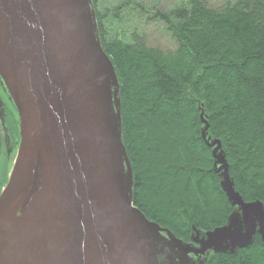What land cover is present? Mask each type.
<instances>
[{
  "label": "water",
  "instance_id": "water-1",
  "mask_svg": "<svg viewBox=\"0 0 264 264\" xmlns=\"http://www.w3.org/2000/svg\"><path fill=\"white\" fill-rule=\"evenodd\" d=\"M0 84L20 135L0 194V264H207L256 235L264 243V206L236 192L203 111L226 224L193 228L184 244L134 207L119 83L92 0H0Z\"/></svg>",
  "mask_w": 264,
  "mask_h": 264
},
{
  "label": "trees",
  "instance_id": "trees-1",
  "mask_svg": "<svg viewBox=\"0 0 264 264\" xmlns=\"http://www.w3.org/2000/svg\"><path fill=\"white\" fill-rule=\"evenodd\" d=\"M92 2L119 83L134 207L185 242L193 228L224 226L233 209L211 172L201 111L236 192L264 206V0H224L217 7L185 0L168 12L145 11L138 0H119L101 12L100 1ZM138 11L165 24L174 50L109 35L108 17L118 24ZM207 264H264V243L256 235L248 248L211 255Z\"/></svg>",
  "mask_w": 264,
  "mask_h": 264
},
{
  "label": "rangeland",
  "instance_id": "rangeland-1",
  "mask_svg": "<svg viewBox=\"0 0 264 264\" xmlns=\"http://www.w3.org/2000/svg\"><path fill=\"white\" fill-rule=\"evenodd\" d=\"M100 1V10H112L113 6L119 0H99ZM132 2L134 0H131ZM142 3V8L144 10L150 11L153 7L160 12H168L177 7H179L185 0H138ZM209 6L217 7L224 0H204ZM145 10V11H146ZM131 12L123 14L119 23L117 24L115 19H110L108 17L106 29L109 35L115 36L118 34H124L126 38L131 41H138L139 43L144 44L147 48L157 49L161 51H172L174 50V42L172 41L169 33L166 30L165 24L160 22L157 19H154L152 14L134 12L128 19L127 15H130ZM16 158V157H15ZM15 160V159H14ZM14 163V162H13ZM13 165V164H12ZM12 168V166H11ZM10 168V170H11ZM9 170V172H10ZM190 240V239H189ZM184 244L188 242L183 241ZM212 255V254H211Z\"/></svg>",
  "mask_w": 264,
  "mask_h": 264
},
{
  "label": "flooded vegetation",
  "instance_id": "flooded-vegetation-1",
  "mask_svg": "<svg viewBox=\"0 0 264 264\" xmlns=\"http://www.w3.org/2000/svg\"><path fill=\"white\" fill-rule=\"evenodd\" d=\"M20 144L19 120L0 84V194Z\"/></svg>",
  "mask_w": 264,
  "mask_h": 264
},
{
  "label": "bare ground",
  "instance_id": "bare-ground-1",
  "mask_svg": "<svg viewBox=\"0 0 264 264\" xmlns=\"http://www.w3.org/2000/svg\"><path fill=\"white\" fill-rule=\"evenodd\" d=\"M92 4H93V2H92ZM94 7V6H93ZM95 10V9H94ZM108 57V56H107ZM6 94V93H5ZM7 95V94H6ZM8 96V95H7ZM9 99V98H8ZM9 102L12 104V102L10 101V99H9ZM15 110V109H14ZM15 113H16V111H15ZM17 115V114H16ZM18 117V116H17ZM133 189V188H132ZM229 217V216H228ZM228 219V218H227ZM226 222H227V220H226ZM226 224V223H225ZM224 224V225H225ZM4 225H6V226H9L8 225V221H5V223H4ZM197 230V229H196Z\"/></svg>",
  "mask_w": 264,
  "mask_h": 264
}]
</instances>
